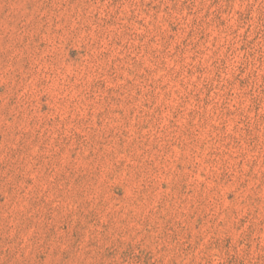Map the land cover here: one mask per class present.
<instances>
[{
    "label": "rangeland",
    "instance_id": "1",
    "mask_svg": "<svg viewBox=\"0 0 264 264\" xmlns=\"http://www.w3.org/2000/svg\"><path fill=\"white\" fill-rule=\"evenodd\" d=\"M0 264H264V0H0Z\"/></svg>",
    "mask_w": 264,
    "mask_h": 264
}]
</instances>
